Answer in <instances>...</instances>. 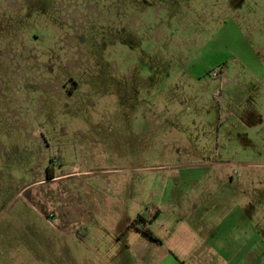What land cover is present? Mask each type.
<instances>
[{"label":"rangeland","instance_id":"rangeland-1","mask_svg":"<svg viewBox=\"0 0 264 264\" xmlns=\"http://www.w3.org/2000/svg\"><path fill=\"white\" fill-rule=\"evenodd\" d=\"M172 186L264 221V0H0V264H112Z\"/></svg>","mask_w":264,"mask_h":264},{"label":"crops","instance_id":"crops-1","mask_svg":"<svg viewBox=\"0 0 264 264\" xmlns=\"http://www.w3.org/2000/svg\"><path fill=\"white\" fill-rule=\"evenodd\" d=\"M178 188H165L171 195L150 205L154 216L138 215L145 221L138 227L153 238L130 227L112 264H264L259 203L214 200L209 186L200 197L193 191L188 201L178 200Z\"/></svg>","mask_w":264,"mask_h":264},{"label":"trees","instance_id":"trees-1","mask_svg":"<svg viewBox=\"0 0 264 264\" xmlns=\"http://www.w3.org/2000/svg\"><path fill=\"white\" fill-rule=\"evenodd\" d=\"M49 179H52L51 176H49ZM145 223L144 219L142 216H138L134 221L133 223L131 224V228H136L138 230H140L142 233H144L145 235L149 236L150 238H153V235L152 233L147 230V229H140L138 226Z\"/></svg>","mask_w":264,"mask_h":264},{"label":"built area","instance_id":"built-area-1","mask_svg":"<svg viewBox=\"0 0 264 264\" xmlns=\"http://www.w3.org/2000/svg\"><path fill=\"white\" fill-rule=\"evenodd\" d=\"M150 214L151 215H155L156 213H155V210H150Z\"/></svg>","mask_w":264,"mask_h":264}]
</instances>
